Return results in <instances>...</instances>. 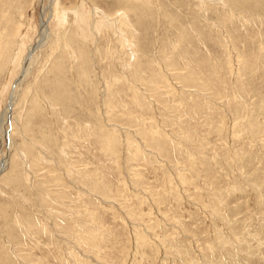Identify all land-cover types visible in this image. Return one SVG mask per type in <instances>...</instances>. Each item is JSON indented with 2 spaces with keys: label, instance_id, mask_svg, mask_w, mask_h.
<instances>
[{
  "label": "rangeland",
  "instance_id": "1",
  "mask_svg": "<svg viewBox=\"0 0 264 264\" xmlns=\"http://www.w3.org/2000/svg\"><path fill=\"white\" fill-rule=\"evenodd\" d=\"M51 1L0 0V117L51 22L0 134V264H264V0Z\"/></svg>",
  "mask_w": 264,
  "mask_h": 264
},
{
  "label": "bare ground",
  "instance_id": "2",
  "mask_svg": "<svg viewBox=\"0 0 264 264\" xmlns=\"http://www.w3.org/2000/svg\"><path fill=\"white\" fill-rule=\"evenodd\" d=\"M244 1V0H243ZM251 1L252 0H250V3H251ZM258 4H259V2H261L262 0H255ZM2 2V1H1ZM54 3H57V0H53V1H51V3L50 4H52L51 6V8H53V7H55L54 6ZM146 3V2H145ZM144 3V4H145ZM62 4V3H61ZM261 4V3H260ZM3 5H4V2H3ZM143 5V4H142ZM242 5V4H241ZM2 6V5H1ZM7 6V5H6ZM260 6V5H259ZM264 6V5H263ZM64 7V6H63ZM143 7V6H142ZM147 7V6H146ZM151 7V6H150ZM3 8V7H2ZM65 8V7H64ZM66 9V8H65ZM2 10V9H1ZM4 10H8V9H5L4 8ZM148 10V9H147ZM146 10V11H147ZM9 11V10H8ZM57 11V10H56ZM64 11V10H63ZM70 11V10H69ZM73 11V10H72ZM141 11V10H140ZM149 11V10H148ZM147 11V12H148ZM151 11V10H150ZM4 12V11H3ZM53 12V11H52ZM60 12H62L61 11V9H58V11H57V13H60ZM66 12H68V11H66ZM75 12H79V10H76L75 9ZM1 13V12H0ZM5 13V12H4ZM8 14H10L9 12H7ZM6 13V14H7ZM94 13V12H93ZM135 13V12H134ZM7 14V15H8ZM97 14V13H96ZM105 14V13H104ZM125 14V18L124 19H121V23H122V25L123 26H126V20L128 21H130V23H131V20H130V18H129V15L127 14V12H125L124 13ZM1 15H3V18H2V20L4 19V15L5 14H2L1 13ZM0 15V16H1ZM52 15H53V13H52ZM59 15V14H58ZM60 15H61V13H60ZM74 15V14H73ZM87 15V14H86ZM140 15H141V12H140ZM144 15V14H143ZM42 16H43V18L44 19H42L43 21H42V23H41V30H42V40H40L36 45H32L31 47H29V50H28V53H27V55H26V57H24L25 59H23V63H22V70H21V74H20V76H19V78L15 81V83L13 84L14 85V90H13V92H11L12 94H11V98H10V103H9V105H8V107H7V109H6V111H4L3 113V115H2V117H0V134H1V138L3 139V141H6L7 143H9V145H10V148H11V146L13 145V138H12V121H13V110H14V106H15V104H16V102H17V99H18V96H19V91H20V86L22 85V81L25 79V77L29 74V70H30V66H31V64H32V56H33V53H34V51L35 50H37V48L39 49V48H42V47H44L45 45H46V42H47V40L49 39V36L51 37V35L48 33V30H49V26H51V22H50V24H49V22L48 21H45V18H46V15H44V14H42ZM41 16V17H42ZM57 16V15H56ZM62 16V15H61ZM75 17H76V15H74ZM80 16V15H79ZM84 16V15H83ZM139 16V15H138ZM55 17V16H54ZM53 17V18H54ZM59 17V16H58ZM63 17V16H62ZM73 17V16H72ZM105 17V16H104ZM50 18V17H49ZM60 18V17H59ZM80 18V17H79ZM51 19V18H50ZM55 19H57L56 21H55V23H52V24H56V22L58 21V18H55ZM65 19V18H64ZM74 19V18H73ZM72 19V20H73ZM5 20V19H4ZM60 20V19H59ZM77 20H78V17H77ZM1 21V20H0ZM51 21V20H50ZM80 21V20H79ZM104 21V20H103ZM107 21V20H106ZM2 22V21H1ZM11 22V21H10ZM52 22H54V21H52ZM66 22H67V20H66ZM125 22V23H124ZM5 23V22H4ZM96 23L98 24L99 22H97V20H96ZM8 24V23H7ZM7 24H3V25H7ZM61 24V23H60ZM67 24H68V22H67ZM94 24V23H93ZM132 24V23H131ZM10 25V24H9ZM57 25V24H56ZM1 26V25H0ZM61 26V25H60ZM131 26H133V24L131 25ZM56 27V26H55ZM130 27V26H129ZM52 28V27H51ZM50 28V29H51ZM57 28V27H56ZM59 28V27H58ZM80 29H82L81 28V26L79 27ZM113 28V27H112ZM125 28H127V26L125 27ZM3 30V29H2ZM89 30V29H88ZM131 30H133V29H131ZM6 31V30H5ZM59 31V30H58ZM1 33H3V31H1ZM94 33V32H93ZM5 34V33H4ZM3 34V35H4ZM81 34V33H80ZM84 34V33H83ZM85 35V34H84ZM41 36V35H40ZM76 36V35H75ZM79 36V35H78ZM18 37V36H17ZM21 37V36H20ZM19 37V38H20ZM4 39V38H3ZM7 39H8V37H7ZM24 39V38H23ZM26 39V38H25ZM31 39V38H30ZM62 39V38H61ZM66 39V38H65ZM11 40V39H10ZM21 41H22V39H20ZM19 40V41H20ZM50 40V39H49ZM48 40V41H49ZM79 40V39H78ZM6 41V40H5ZM12 41V40H11ZM20 41V42H21ZM27 41H28V39H27ZM59 41V40H58ZM73 41V40H72ZM9 42V41H8ZM24 42V41H23ZM65 42V41H64ZM80 42H82V41H80ZM15 43H17V42H15ZM58 43V42H57ZM69 43H70V41H69ZM12 44V43H11ZM5 45V44H4ZM27 45V44H26ZM64 45H66V44H64ZM71 45V44H70ZM74 45H75V43H74ZM6 46V45H5ZM21 46V45H20ZM7 47V46H6ZM16 47V46H15ZM18 47H19V45H18ZM23 47V46H22ZM61 47H63V44H62V46ZM66 47V46H65ZM71 47H73V45H71ZM4 48V47H3ZM53 48V47H52ZM73 48H76V47H73ZM73 48H70V47H68V50L71 52V53H73L74 51H73ZM80 48V47H79ZM77 49V48H76ZM84 49V48H83ZM11 50H13V47H12V49ZM14 50H16V49H14ZM13 50V51H14ZM21 50V49H20ZM25 49H23L22 51H24ZM79 50V49H78ZM77 50V51H78ZM6 51H8V50H6ZM13 51H11L12 53H13ZM80 52V51H79ZM14 53H15V51H14ZM24 53V52H23ZM54 53H55V51H54ZM77 53V52H76ZM82 53V52H81ZM5 54V53H4ZM4 54H3V56H4ZM11 54V53H10ZM9 54V57H11V55ZM18 54H20V53H18ZM17 54V55H18ZM70 54V53H69ZM74 54H75V52H74ZM83 54H84V52H83ZM13 55V54H12ZM68 55V54H67ZM77 55V54H76ZM81 55V54H80ZM14 56V55H13ZM22 56H23V54H22ZM78 56H79V53H78ZM84 56H86V55H84ZM20 58H22V57H20ZM4 59V58H3ZM9 59V58H8ZM78 59H80V58H78ZM11 60H13V59H11ZM17 60H19L18 58H17ZM86 60V59H85ZM10 61V60H9ZM20 61V60H19ZM22 61V60H21ZM21 61L19 62V63H21ZM12 62V61H11ZM16 62V61H15ZM55 62V61H54ZM53 62V63H54ZM74 62V61H73ZM57 63H59L58 64V66L60 65V63L61 62H59V61H57ZM3 64V63H2ZM7 64V63H6ZM9 64V63H8ZM8 64L6 65V66H8ZM55 64V63H54ZM53 64V65H54ZM15 65V64H14ZM16 65H17V63H16ZM15 65V66H16ZM9 66H10V64H9ZM58 66H57V68H58ZM59 67H61L62 68V66L60 65ZM0 68H3V67H0ZM16 68V67H15ZM18 69V68H17ZM52 69V68H51ZM54 70H56L55 68H53ZM64 69V68H63ZM2 70V69H1ZM8 70V69H7ZM14 71V70H13ZM53 71V70H52ZM57 71V70H56ZM59 71H61L60 69H59ZM83 71V70H82ZM16 73V72H15ZM52 73V72H51ZM60 73H62V72H60ZM66 73V72H65ZM53 74H54V71H53ZM58 73H56V75H57ZM63 74V73H62ZM15 75V74H14ZM55 75V74H54ZM81 76V75H80ZM10 77V76H9ZM59 77H60V74H59ZM13 78H15L14 76H13ZM54 78L56 79V77L54 76ZM61 78V77H60ZM81 79H82V77H81ZM57 81H58V79H56ZM14 81V80H13ZM65 81H66V79H65ZM48 82V81H47ZM52 81H50V83H51ZM60 82H62V81H60ZM63 82H64V80H63ZM85 82V81H84ZM83 82V83H84ZM63 85V84H62ZM55 86L57 87V84H55ZM13 87V86H12ZM54 87V86H53ZM63 87V86H62ZM62 87H59V88H62ZM58 88V87H57ZM64 88H66L65 86H64ZM63 88V89H64ZM54 90V89H53ZM57 90V89H56ZM5 91V90H4ZM52 91V90H51ZM61 91V90H60ZM53 93H54V91H53ZM60 94H62V93H60ZM63 96H65L64 94H63ZM25 98H27V97H25ZM55 98V97H54ZM54 98H52V99H54ZM58 98H59V96H58ZM37 99H39V98H37ZM51 99V98H50ZM65 99V98H64ZM21 100H23V98L21 99ZM55 101V100H54ZM2 101H0V103H1ZM9 102V101H8ZM32 103H34V107L36 108V107H38V103H36V100H33L32 101ZM47 103V102H46ZM43 104V103H42ZM22 105H24V103L22 104ZM49 105V104H48ZM42 106V105H41ZM21 108L23 107V106H20ZM33 107V108H34ZM43 107V106H42ZM19 108V107H18ZM42 109V108H41ZM37 110V109H36ZM35 110V111H36ZM32 112V111H31ZM33 113V112H32ZM36 113V112H35ZM39 114V113H38ZM35 115V114H34ZM36 116V115H35ZM22 155V154H21ZM20 155V156H21ZM22 158H23V156H21ZM24 159V158H23ZM8 161L6 160V161H4V162H2V164L0 165V176H1V174L4 172V171H6V169L8 168ZM18 163V162H17ZM15 169V168H14ZM7 179V178H6ZM5 179V180H6ZM16 179V178H15ZM18 182V181H17ZM3 183V182H2Z\"/></svg>",
  "mask_w": 264,
  "mask_h": 264
}]
</instances>
